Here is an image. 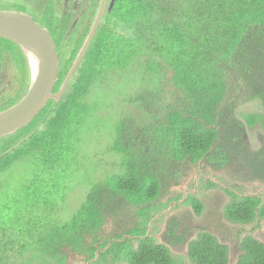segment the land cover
<instances>
[{
	"label": "trees",
	"instance_id": "1",
	"mask_svg": "<svg viewBox=\"0 0 264 264\" xmlns=\"http://www.w3.org/2000/svg\"><path fill=\"white\" fill-rule=\"evenodd\" d=\"M115 13L128 35L120 36L107 28L99 32L66 103L45 108L29 126L17 133L20 138L0 153V174L27 158L34 163L33 157H38L36 161L41 165H46L47 160L56 162L59 153L48 139L59 143L62 136L64 145L70 125L77 129L84 123V115L97 108L85 102L90 89L107 84L111 75L126 71L138 59L151 86L160 80L162 93L184 95L193 114L203 116L201 119L206 125L214 121L216 109L229 85L226 78L232 77L235 70L246 76L264 77V0H121ZM161 71L167 75L163 80L160 79ZM144 93L155 91L151 88ZM197 124L198 131L193 132L191 119H183L174 111L168 124L154 131V139L149 142L151 153L156 144L161 146L166 160L176 152L180 160L189 156L195 163L213 135ZM176 135L178 139L173 137ZM67 149H71L68 144ZM121 149V153H125L124 148ZM145 153L149 154L140 148L131 154L132 161L126 163L132 164L124 176L110 178L91 193L88 206L71 223L54 230H47L50 226L43 225L35 215L29 222L11 228L12 216L17 212L5 205L8 214L0 220V264L32 261L60 264L66 244L74 245L73 240L82 236L86 239L94 235V240L99 236L104 222L102 213L108 211V198L115 201L121 198L120 206L126 203L142 205L154 200L158 188L157 170L148 161L152 155L142 156ZM40 194L41 191L38 196ZM251 202L248 199L240 204L231 203L226 208L227 213ZM188 203L195 213H200L201 207L195 201L188 200ZM27 207L35 210L30 204ZM40 229L47 232L44 239L40 238L42 232L38 237ZM144 242L139 241L137 250L132 246L127 249L128 244H114L109 253L116 261L128 264H172L165 249L150 243L146 247ZM240 247L242 254L235 264H264V244L249 239L242 240ZM124 249H127L126 255L122 252ZM187 257L191 264H233L228 247L217 240L192 242Z\"/></svg>",
	"mask_w": 264,
	"mask_h": 264
},
{
	"label": "flooded vegetation",
	"instance_id": "2",
	"mask_svg": "<svg viewBox=\"0 0 264 264\" xmlns=\"http://www.w3.org/2000/svg\"><path fill=\"white\" fill-rule=\"evenodd\" d=\"M120 2L121 0H0V12H17L28 15L40 27L48 30L55 44L59 64L52 91L54 95L61 90L70 76L83 47L96 27L93 39L60 99L58 101L49 100L45 108L66 103L78 78H80V69L99 32L105 28L110 32L123 29V27H118L121 25L115 13ZM136 31L134 32L142 38V35ZM102 58L104 60V57ZM166 77V73L161 71L160 79L163 80ZM226 82L229 85L226 86L216 109L214 121L207 125L201 119L203 116L193 114L190 104H188L189 100L184 95L162 93L160 80L158 84L151 87L155 93L146 94L142 87H137L138 90L135 94L129 93L123 99L126 103L128 102L129 106H134V112L126 114L123 111L122 115L125 117L121 118V122L119 121L120 126L117 130L120 138L118 143L125 150L123 155H125L126 161H132L130 156L134 155V152H138L140 148H144L152 155V158L149 156L148 161L152 162L157 170L155 173V178L158 180L156 197L146 204L130 205L126 203L123 206H120L121 198H118L117 201L108 198L106 200L108 211L102 213L104 218L102 227L106 219L121 217L119 224L111 226L116 229L117 233H110V240H103L101 232L104 231L101 228L96 240L91 241L90 248L82 250L83 252L74 251L78 252L75 254L76 257H86V264H111L106 259L108 255L113 257L109 250L114 244H128L127 249L132 246L134 250H137L141 240L145 241L143 244L146 247L150 243L165 249L172 264H191L188 257L185 262L177 261L170 246L186 243L187 253L189 245L197 240H217L220 245L227 246L219 242L222 239L219 238L217 232L213 231V228L216 227L202 229L196 237L190 238L188 242V233L193 227H188L179 236L178 220L174 216H171L166 222L165 243H158L152 236L154 226L160 220L156 218L168 215L170 210L172 212L173 204L176 202L167 199L169 209L162 211V204H158V201L162 199L164 193L169 191L168 182L170 179L178 177L180 173L183 174L188 167H199V178L195 184L198 187L199 182L204 183L203 186L202 184L200 186L206 197L220 195V198H224L225 195L222 194V191L228 195L230 201L222 209V214L227 221L225 228L237 230V237L233 239L239 240L237 249L236 247L234 249L237 252L236 260L242 254L240 250L242 240H264V77L246 76L235 70L232 77L226 78ZM30 83L31 70L24 52L10 39L0 37V113L22 101L29 91ZM246 105L253 107L255 113L246 112L242 116L238 115L241 108ZM174 111L180 114L183 119H191L193 132L198 131L197 123H199L205 131L208 129L213 133L211 141L206 149L202 150L201 157L195 163H192V157L189 156L180 160L179 154L176 152L166 160L161 146L157 147L156 144H154L153 154L151 153L149 142L153 140L154 131L168 124L169 117ZM244 116H247L251 121L247 123ZM173 137L178 139V135ZM201 145L204 144L201 143ZM149 154L145 153L142 156ZM183 167L184 171L181 172L180 169ZM221 179L228 183L223 184ZM252 190L255 191L250 193L249 191ZM243 191H246L245 194H241ZM182 194L184 195V198H181L183 204L191 208L192 205L188 203V200L195 201L201 207V211L195 213L193 210L194 213L209 222L214 212L207 210L209 207L204 205L197 194L191 191H182ZM248 199L252 200L250 204L245 203L234 212L227 213L226 208L229 204H240ZM131 208L137 210V220L129 215ZM145 212H148L147 219L143 217ZM155 212L159 213L155 216ZM125 213L127 217L124 216ZM194 220L192 218V221ZM127 249L122 251L125 255ZM228 249L230 256V248L228 247ZM61 258H63V262L60 264H66L68 254H62ZM122 264L128 263L125 261Z\"/></svg>",
	"mask_w": 264,
	"mask_h": 264
},
{
	"label": "rangeland",
	"instance_id": "3",
	"mask_svg": "<svg viewBox=\"0 0 264 264\" xmlns=\"http://www.w3.org/2000/svg\"><path fill=\"white\" fill-rule=\"evenodd\" d=\"M116 33L124 37L128 35V32L122 28L117 29ZM137 87H142L143 92H147L152 87L150 78L144 72L139 59L130 64V68L126 71L117 73L115 76L111 75L107 84L103 83L99 88L93 86L90 89L85 102L89 106L94 105L97 108L84 115V123L77 129L74 128L73 124L70 125L64 145L62 136L59 143H52L47 138L51 145L56 146L55 152L59 153L60 158L58 156L56 162L47 160L46 165H41V162L36 161L39 159L38 157H33L34 163L27 158L15 164L7 172L1 173L0 220L7 216L8 209L5 205H9L17 212L16 216H12L14 220H11L12 224L9 225L11 228L29 222V219L35 215L36 219L42 220L43 225L50 226L47 230H54L71 223L88 206L91 193L107 183L110 178L124 176L132 163L127 165L124 159L125 155L121 153L117 130L120 126L119 121L121 122V118L125 117L122 115L123 111L126 114L134 112V106H129L128 102L126 103L123 99L129 93L135 94L138 90ZM246 112L255 113L253 107L246 105L241 108L238 115L242 116ZM244 119L247 123L251 121L247 116H244ZM18 135H10L9 138L0 139V153L17 141L20 138ZM67 144L71 146V149H67ZM41 169L44 171L42 172ZM180 171L183 172L184 167ZM198 174L199 167H188L183 174L180 173L178 177L170 179L168 182L169 191L164 193L158 204H162V211H168L167 199L175 200L177 203L173 204L174 208L172 212L169 211L168 215L156 218L160 220L154 226L152 236L158 243H165L167 234L165 225L171 216L178 220L179 236L188 227H193L188 233V242L190 238L196 237L202 229L216 227L217 229L213 228V231L217 232L219 238L222 239L219 242L230 248V259L235 264L237 252L234 249L235 247L237 249L239 240L233 239L237 237V230L225 228L227 221L222 214V209L230 201L229 197L224 191H222V194L225 195L224 198H220V195L206 197L200 186L201 184L203 186L204 183L199 182L198 187L195 184L199 178ZM221 182L223 184L228 183L222 179ZM40 191L41 194L38 196ZM182 191L195 192L204 205L209 207L207 210L214 212L209 222H206L204 217L197 216L192 207L183 204L181 198H184V195ZM254 191L249 192L253 193ZM245 192L243 191L241 194H245ZM179 200L181 201L178 203ZM29 204L35 207V210L32 208L29 210L27 207ZM136 212L135 208H131L129 213L135 220H137ZM157 213L159 212H155V216ZM124 216L127 217V214L125 213ZM143 217L147 219L148 212L143 213ZM192 218L195 220L192 221ZM120 221L121 217L106 219L102 227L104 232H101V238L110 240V233H117L115 228H111L112 224L116 226ZM41 232L42 236L40 235ZM46 235L45 229L39 230L38 237L41 236L40 238L44 239ZM94 237L91 235L85 239V236H82L83 240L81 237L78 240H73L74 245L66 244L64 247V253L68 254L66 264H86V257H76L75 254L78 252L75 253L74 251L83 252L82 250L90 248ZM259 241L264 243V240ZM170 249L177 261H187L186 243L171 245ZM57 260L58 258H56ZM106 260H110V257L108 256ZM50 261L53 262V260ZM26 264L41 263L32 261Z\"/></svg>",
	"mask_w": 264,
	"mask_h": 264
},
{
	"label": "water",
	"instance_id": "4",
	"mask_svg": "<svg viewBox=\"0 0 264 264\" xmlns=\"http://www.w3.org/2000/svg\"><path fill=\"white\" fill-rule=\"evenodd\" d=\"M95 28L83 47L70 76L61 90L54 95L52 91L59 64L55 44L48 30L40 27L28 15L17 12H0V37L10 39L22 49L31 70L30 88L25 98L12 108L0 113V138L13 135L28 126L44 110L49 100L58 101L60 99L93 39Z\"/></svg>",
	"mask_w": 264,
	"mask_h": 264
},
{
	"label": "clouds",
	"instance_id": "5",
	"mask_svg": "<svg viewBox=\"0 0 264 264\" xmlns=\"http://www.w3.org/2000/svg\"><path fill=\"white\" fill-rule=\"evenodd\" d=\"M109 256V255H108ZM110 257V260H106V261H109L111 262V264H116V263H123V261L121 260H115L113 257L109 256Z\"/></svg>",
	"mask_w": 264,
	"mask_h": 264
}]
</instances>
